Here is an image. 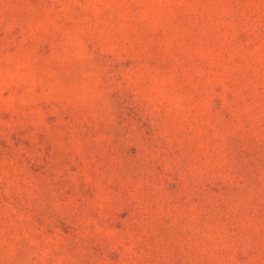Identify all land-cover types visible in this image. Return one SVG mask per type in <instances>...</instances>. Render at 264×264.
Returning a JSON list of instances; mask_svg holds the SVG:
<instances>
[{"label": "clouds", "instance_id": "obj_1", "mask_svg": "<svg viewBox=\"0 0 264 264\" xmlns=\"http://www.w3.org/2000/svg\"><path fill=\"white\" fill-rule=\"evenodd\" d=\"M0 264H264V0H0Z\"/></svg>", "mask_w": 264, "mask_h": 264}]
</instances>
